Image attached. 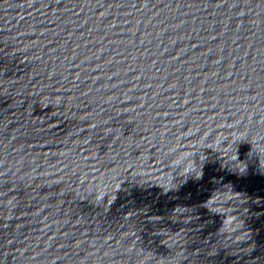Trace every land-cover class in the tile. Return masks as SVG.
I'll return each instance as SVG.
<instances>
[{
	"label": "water",
	"instance_id": "water-1",
	"mask_svg": "<svg viewBox=\"0 0 264 264\" xmlns=\"http://www.w3.org/2000/svg\"><path fill=\"white\" fill-rule=\"evenodd\" d=\"M0 264H264V0H0Z\"/></svg>",
	"mask_w": 264,
	"mask_h": 264
}]
</instances>
